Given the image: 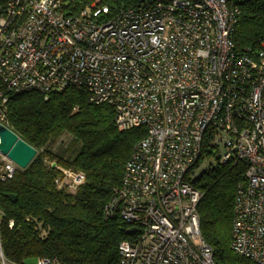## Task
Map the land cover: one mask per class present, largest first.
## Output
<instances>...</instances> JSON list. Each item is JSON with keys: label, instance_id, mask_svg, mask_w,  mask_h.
<instances>
[{"label": "built area", "instance_id": "1", "mask_svg": "<svg viewBox=\"0 0 264 264\" xmlns=\"http://www.w3.org/2000/svg\"><path fill=\"white\" fill-rule=\"evenodd\" d=\"M243 1L145 0L108 18L100 0L77 11L72 0H0V125L10 94L79 88L114 110L119 131L145 130L103 209L135 230L118 244L117 264H215L191 180L216 141H224L218 164L244 167L230 249L264 264V38L235 50ZM17 169L0 154V183ZM59 172L57 190L74 193L84 182L81 172ZM0 264H12L1 238Z\"/></svg>", "mask_w": 264, "mask_h": 264}, {"label": "trees", "instance_id": "2", "mask_svg": "<svg viewBox=\"0 0 264 264\" xmlns=\"http://www.w3.org/2000/svg\"><path fill=\"white\" fill-rule=\"evenodd\" d=\"M93 1L72 0V9ZM144 1L100 0V6L108 8L109 18ZM239 10L232 41L242 53L257 48L264 38V0H244ZM5 114L7 128L36 150L25 169L18 168L12 180L0 183L5 259L30 264L55 256L65 264H117L118 244L131 235L126 223L117 216L105 218L103 209L145 130L119 131L114 110L91 103L87 90L79 88L47 96L36 91L10 94ZM59 168L84 175L74 193L55 188ZM243 171L242 165L217 164L191 180L202 193L197 207L200 234L215 264H253L230 249L233 201Z\"/></svg>", "mask_w": 264, "mask_h": 264}, {"label": "water", "instance_id": "3", "mask_svg": "<svg viewBox=\"0 0 264 264\" xmlns=\"http://www.w3.org/2000/svg\"><path fill=\"white\" fill-rule=\"evenodd\" d=\"M0 154L6 156L19 169H25L36 155V150L7 127L0 125ZM54 167V165H53ZM14 199V197H11ZM135 230H127L128 234Z\"/></svg>", "mask_w": 264, "mask_h": 264}, {"label": "rangeland", "instance_id": "4", "mask_svg": "<svg viewBox=\"0 0 264 264\" xmlns=\"http://www.w3.org/2000/svg\"><path fill=\"white\" fill-rule=\"evenodd\" d=\"M226 137H223V140ZM217 147L210 154H202L197 167L193 171L192 179L198 178L204 171L218 164V158L224 153V141L215 143Z\"/></svg>", "mask_w": 264, "mask_h": 264}]
</instances>
